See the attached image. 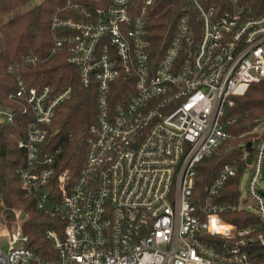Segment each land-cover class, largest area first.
<instances>
[{"label":"built area","instance_id":"built-area-1","mask_svg":"<svg viewBox=\"0 0 264 264\" xmlns=\"http://www.w3.org/2000/svg\"><path fill=\"white\" fill-rule=\"evenodd\" d=\"M158 1L109 0L93 12L68 0L64 10L76 16H54L52 30L61 35L51 55L67 48L82 85L95 86L96 124L82 166L61 170V151L45 146L74 89L30 88L20 78L16 97L32 120L17 141L26 154L17 173L51 225L34 240L25 211L2 214L0 264H264V137L238 204L221 196L237 175L232 164L204 197L196 195L199 164L232 138L226 110L264 82V13L253 0H185L190 9L168 46L156 50L146 23ZM40 61L28 56L24 65ZM24 65L10 70L20 75ZM120 79L129 92L115 103ZM15 118L0 105L1 127ZM238 210L249 225L224 218Z\"/></svg>","mask_w":264,"mask_h":264},{"label":"trees","instance_id":"trees-1","mask_svg":"<svg viewBox=\"0 0 264 264\" xmlns=\"http://www.w3.org/2000/svg\"><path fill=\"white\" fill-rule=\"evenodd\" d=\"M0 0V105L12 108L16 113L15 122L0 126V216L10 217L16 210L25 211L30 219L27 231L34 240L50 227L48 217L38 209L34 198L22 189L17 173L24 162L25 152L18 148L17 141L26 136L32 120L24 114L26 102L16 97L18 82L24 79L30 88L50 87L57 93L65 88L74 89L73 96L64 102L56 112L49 128L50 136L45 152L60 150V169L76 166L80 168L89 131L96 124L98 93L95 86L85 88L80 80L79 70L68 63L67 48L55 55V37L59 32L52 30L54 16L75 17L77 13L65 11L68 0ZM80 5L96 12L108 6L109 0H76ZM258 13H264V0H253ZM190 9L185 0H159L147 12L148 40L154 49H165L176 31L178 18ZM28 56H36L37 64H25ZM24 65L20 75L11 72L10 67ZM130 87V86H129ZM124 79L112 85L111 98L118 103L128 95ZM233 107L226 110L224 120L232 138L225 140L219 148L206 157L197 168L196 195L206 194L220 174L222 168L232 164L237 175L230 179L221 191L222 202L238 204L240 181L248 165L255 159L257 138L254 130L264 123V82L254 84L245 95L235 97ZM252 144V147L249 145ZM244 146V147H243ZM247 214L236 211L224 215L239 228L247 226ZM252 220V219H251Z\"/></svg>","mask_w":264,"mask_h":264},{"label":"rangeland","instance_id":"rangeland-1","mask_svg":"<svg viewBox=\"0 0 264 264\" xmlns=\"http://www.w3.org/2000/svg\"><path fill=\"white\" fill-rule=\"evenodd\" d=\"M39 1L35 2V4L39 3ZM254 133L257 134V138H263L264 137V126L261 124L259 125L255 130ZM244 147V146H243ZM252 175V170L249 169L248 171H246L240 181V192L241 194H246L247 193V189H248V184H249V180L250 177ZM262 186H264V169H263V180H262ZM262 186H260L261 188H263Z\"/></svg>","mask_w":264,"mask_h":264},{"label":"water","instance_id":"water-1","mask_svg":"<svg viewBox=\"0 0 264 264\" xmlns=\"http://www.w3.org/2000/svg\"><path fill=\"white\" fill-rule=\"evenodd\" d=\"M249 147H252V144H250Z\"/></svg>","mask_w":264,"mask_h":264}]
</instances>
